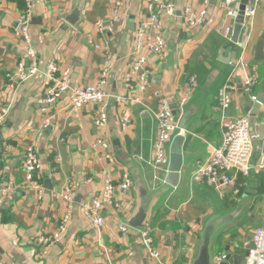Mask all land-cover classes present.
<instances>
[{
  "label": "crops",
  "instance_id": "obj_1",
  "mask_svg": "<svg viewBox=\"0 0 264 264\" xmlns=\"http://www.w3.org/2000/svg\"><path fill=\"white\" fill-rule=\"evenodd\" d=\"M151 1L31 0L29 31L39 71L20 83L7 75H12L25 58L23 42L14 34L24 5L21 0L0 2V108L9 105L0 126V190L7 183L14 186L7 193L0 192L3 264H156L147 256L136 230H120L140 207L146 210L153 244L167 264H193L206 234L214 262L224 255L232 264H243L252 230L264 215V166L259 165L264 160L261 105L251 123L255 137L240 192L235 194L230 187L216 190L205 182L193 181L192 174L221 142L224 119L216 99L221 85L230 80L237 87L227 119L245 114L250 118L254 110L255 102L242 88L243 73L236 64L239 58L256 69L253 93L264 92V58L254 59L255 46L264 38V1L242 25L238 38L244 44L241 48L235 44L230 47V39L222 34L223 27L229 23L234 26V22L225 17L221 0H164L173 2L179 11L175 16L160 14L168 54L165 58L148 54L151 86L143 92H128L123 76L129 66L134 31L148 16ZM117 3L120 15L115 18L112 11ZM75 5L81 8V17L70 25L63 17ZM185 5L205 9L203 20L188 25L180 13ZM98 21L102 31L96 27ZM97 44L100 49L95 48ZM105 50L109 51V61ZM222 52L224 57L230 55L228 63L220 59ZM49 62L69 70L73 87L96 83L106 68L104 88L109 98L103 105H86L78 113L71 111L68 94L53 103L39 104L37 99L44 92L42 73ZM191 77L196 85L181 108V116H185L179 182L176 187L162 188L146 164L156 133L154 114L162 98L173 97L175 103ZM122 94L138 97L140 102L127 106L117 103L114 96ZM99 110L107 115L106 124L100 128L93 124ZM125 110L131 120L121 128L119 118ZM45 117L50 118V125L43 129ZM97 137L110 143L112 159H105L101 150L92 147ZM27 146L37 151L41 163L37 175L43 189L40 197L25 181L22 162ZM130 167L138 181V192L134 194L132 187L118 192L120 208L105 209L104 223L95 230L82 208L99 192L102 171L108 170L119 181ZM72 184L76 188L65 232L58 242H39L40 236L51 237L56 231L67 207L61 193ZM240 195L244 197L235 205Z\"/></svg>",
  "mask_w": 264,
  "mask_h": 264
},
{
  "label": "built area",
  "instance_id": "obj_2",
  "mask_svg": "<svg viewBox=\"0 0 264 264\" xmlns=\"http://www.w3.org/2000/svg\"><path fill=\"white\" fill-rule=\"evenodd\" d=\"M3 0H0L2 2ZM264 0H248L244 8V22L256 13L257 4ZM23 12L17 19L14 34L19 37L24 45V60L17 63L15 71L12 75L7 76L14 83H20L27 80L39 71L37 53L32 46L29 31L30 21L32 17L31 0H22ZM240 0H221V8L226 18L232 20L235 24V18L238 14ZM149 11L148 16L138 22L134 31V43L130 52V61L127 71L123 76L124 88L126 91L138 90L145 91L151 86L149 80V71L146 67L147 55L151 54L158 58L167 56L166 40L162 33L163 21L160 14L166 16H175L179 11L175 4L171 1L153 0L147 4ZM182 11V12H181ZM188 25L194 26L201 22L206 15L205 9H195L191 5H185L180 10ZM113 17L117 18L118 3L112 11ZM243 22V24H244ZM242 24V25H243ZM96 27L102 31L103 25L100 21L96 22ZM233 23H229L223 27L222 34L226 39H230ZM238 47H244L242 41L235 43ZM100 49L101 46L95 45ZM105 57L109 61L110 54L105 50ZM242 70V88L253 102L257 101V95L253 93V88L257 83L258 76L256 69L245 63L243 58H239L236 63ZM43 87L42 96L37 99L39 104L53 103L63 94H68L69 104L73 113L86 105H103L109 98V94L105 90L107 69L102 72L101 78L94 84L73 87L69 83V70H61L55 62H49L43 71ZM196 85L193 77L189 78L188 83L180 90L175 101L178 108H182L187 102L193 87ZM236 85L228 80L218 90L217 105L224 119L221 142L216 146L210 156L202 163H199L192 174V180L197 182H205L213 186L216 190L223 187H230L233 193L238 194L239 188L235 185L238 173L247 175L249 170V162L253 149V139L255 135L251 132V122L247 114L227 119V111L229 110ZM115 101L122 105H129L133 102H140L138 97H132L128 94L114 96ZM264 111V104H261ZM9 105L0 108V126L7 114ZM156 121V133L152 142V156L146 161V164L152 169L153 177L158 182H163L168 167V149L172 138L181 134V128L178 121L174 119L170 103L166 98L159 101L158 108L154 114ZM131 117L128 110H125L119 118V125L125 128L130 123ZM107 115L104 110H99L93 118V124L96 127H103L106 124ZM50 125V118L45 117L41 123V128ZM92 147L95 150H101L105 159H112L110 143L97 137ZM23 170L25 172V181L28 186L37 191L38 196L42 194V186L37 180V175L41 169V163L37 151L32 146H27L23 153ZM260 166H264V160L259 162ZM132 187L131 176L128 172L121 175L119 181H115L108 170L102 171V186L99 192L92 196L89 202L83 206L82 212L84 217L91 223L92 227L99 231L104 223L103 212L107 208H120L121 202L118 192L129 191ZM76 188L75 184L68 186L62 193V199L67 203L65 212L60 217L56 231L51 237L40 236L38 241L46 244L49 242H58L71 218L72 209V191ZM12 183H7L0 192L2 194L13 190ZM122 232H126L128 228L124 225L120 227ZM140 236L141 243L147 256L154 260L156 264H167L163 260L159 249L153 244L149 227L143 231H137ZM224 255L217 258L216 262L224 259ZM0 264L3 261L0 259ZM243 264H264V215L260 225L252 230L250 247L244 258Z\"/></svg>",
  "mask_w": 264,
  "mask_h": 264
},
{
  "label": "water",
  "instance_id": "obj_3",
  "mask_svg": "<svg viewBox=\"0 0 264 264\" xmlns=\"http://www.w3.org/2000/svg\"><path fill=\"white\" fill-rule=\"evenodd\" d=\"M248 3V0H240L239 7H238V14L235 18V24L232 29V34L229 41V46L233 47L234 44L238 41L239 34L242 28V24L244 22V8L245 5ZM81 17V8L77 5L72 8V10L67 13L63 19L70 25H75L79 22ZM226 48V47H225ZM224 48V49H225ZM220 58L222 61L228 63L230 61V55L228 54L226 57L223 56V52L220 53ZM264 58V38H261L254 50V59L255 60H261ZM264 100V92L262 91L257 95V101L254 104V110L250 112V122L252 123L254 121V112L259 109L260 105L263 103ZM168 102L170 103V108L172 109V114L174 115V119L178 121L179 128H182L184 125V116L183 113L181 116V109L178 108L176 103H174V98L170 97L168 98ZM184 142V137L182 134L175 135L170 144L168 149V167H167V173L164 177V181L162 182V188L163 187H176L179 182L180 178V171L183 163V156H182V146ZM131 181H132V192L135 194L138 187V181L131 170V167L129 168ZM244 197V195H240V197L235 201V205L239 203V201ZM135 209V208H134ZM133 209V210H134ZM131 214V213H130ZM146 210L144 207L136 208L134 210V213L132 212V215H130L124 222L123 225L127 228H133L136 231H143L148 228V221L149 219L146 217ZM213 217V216H211ZM209 217L208 219H211ZM208 234L201 239L200 247H199V253L196 258V260L193 262V264H232V260L225 256L224 259L220 262H214V259L212 255L208 251Z\"/></svg>",
  "mask_w": 264,
  "mask_h": 264
},
{
  "label": "trees",
  "instance_id": "obj_4",
  "mask_svg": "<svg viewBox=\"0 0 264 264\" xmlns=\"http://www.w3.org/2000/svg\"><path fill=\"white\" fill-rule=\"evenodd\" d=\"M22 1V0H21ZM244 175L241 173H238L236 183L235 185L239 188V190L242 189V182L244 181Z\"/></svg>",
  "mask_w": 264,
  "mask_h": 264
}]
</instances>
